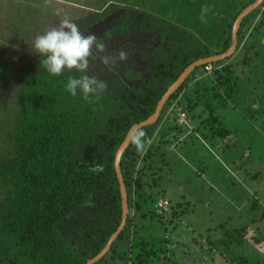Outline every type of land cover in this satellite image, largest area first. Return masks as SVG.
Segmentation results:
<instances>
[{"label": "trees", "instance_id": "16d2710c", "mask_svg": "<svg viewBox=\"0 0 264 264\" xmlns=\"http://www.w3.org/2000/svg\"><path fill=\"white\" fill-rule=\"evenodd\" d=\"M254 1L229 0L225 2L223 17L209 16L203 22L199 19V8L207 3L205 0H172V15L179 11V16L181 13L185 16L179 22L187 28L189 25L195 28L193 33L181 29L179 34L171 36V39L183 38L184 46L177 44L176 58L168 67L161 65L159 73L167 78H158L164 81L158 91L152 87L141 90L133 101L117 98L111 88L87 100L79 90L72 96L66 88L70 75L37 72L24 80L18 91L20 107L9 131L6 157H2L0 151V264H84L103 249L121 221L119 184L113 167L118 146L133 124L154 112L162 94L185 67L195 60L222 53L230 46L233 21ZM258 12L259 8L241 22L236 48ZM233 55L206 65L216 71ZM206 65L194 69L168 99L158 120L139 129L133 139L143 132L144 146L150 142L168 109L179 101L190 76L200 68L205 73ZM229 70L222 67L216 71L217 85L224 82ZM8 73L7 69L0 68V82ZM204 107L209 111L207 105ZM216 121L217 117L210 113L202 124L210 134L221 135L225 129L217 131ZM133 139L122 154L121 173L129 208L134 207L141 216H148L150 212L143 208L148 196L143 192L141 177L135 176V172L140 159L149 156L150 148L142 155ZM137 172L141 175L142 170ZM132 194L136 196L135 201H132ZM131 220V217L127 219L109 252L95 264L102 263L108 255L114 264L124 260L126 256L119 254L118 246L114 245L118 240L126 242L129 239ZM68 224L73 225L72 230ZM77 233L82 237L80 242L75 239ZM248 234L247 228L225 229V238L213 246L219 250L224 248L223 251L244 248ZM255 241L259 243L261 238ZM137 247L129 257L132 264H153L159 259L156 247L148 249L145 243ZM235 258L238 259H231V263L246 262L243 254Z\"/></svg>", "mask_w": 264, "mask_h": 264}, {"label": "rangeland", "instance_id": "374dc122", "mask_svg": "<svg viewBox=\"0 0 264 264\" xmlns=\"http://www.w3.org/2000/svg\"><path fill=\"white\" fill-rule=\"evenodd\" d=\"M64 1L82 0H9L8 18L3 13L0 19L9 24L12 21L9 16L16 15L20 22L17 21L13 28L8 25L6 28L0 20V60L20 68L26 62L41 58L32 51L37 35L44 34L64 18L76 20L88 13ZM2 2L7 0H0V13L2 9L6 11ZM207 11L202 9L201 14ZM179 15L177 11L168 18L174 26L172 30L186 29L193 33L195 25L188 28L182 25L179 21L185 16ZM26 17L27 21L21 20ZM243 36L241 46L247 45L217 68L231 70L224 82L217 85L214 80L217 70L203 74L200 68L190 76L179 97L181 100L171 105L173 108L167 113L172 114L176 107L183 108L186 114L180 123L183 125L176 128L175 119H171L170 125L161 126L141 150L145 155L150 148L149 156L142 157L137 164L136 172L142 170L141 175L135 172V176L138 174L142 179L143 192L148 196L143 208L150 214L141 216L134 207L131 208L129 239L126 242L118 240L114 245L118 246L119 254L126 256L123 261L116 257L119 264H132L129 257L141 243L148 249L156 247L159 259L153 264H233L231 259L237 260L235 257L242 254L246 256L245 264H264V6ZM14 45H19V50H15ZM6 46L10 47L7 49ZM10 86L8 92L6 89L0 93L3 123L0 141L3 143L8 141L6 133L17 109L16 103L11 102L15 86L13 83ZM217 93L219 96L214 97ZM205 104L209 113L217 117L214 128L226 130L217 136L225 135L227 130L232 134V139L227 141L229 146L225 148L227 154L231 153L227 157L217 152L220 146L211 144L212 138L217 137L211 136L207 127H203L202 119L208 114L201 112ZM192 105L193 108L197 106L193 109ZM209 143L210 151L205 147ZM164 145H172L170 150L175 152L169 151L167 155ZM133 195L132 201H135ZM158 202L162 207L157 205ZM67 226L73 229L72 224ZM238 228H247L249 233L244 248H233L232 251L225 248L223 251L224 248L219 250L213 246L225 238V229ZM257 238H261V242L257 243ZM75 239L80 242L82 237L77 233ZM110 256L100 264H114Z\"/></svg>", "mask_w": 264, "mask_h": 264}, {"label": "flooded vegetation", "instance_id": "af4514ba", "mask_svg": "<svg viewBox=\"0 0 264 264\" xmlns=\"http://www.w3.org/2000/svg\"><path fill=\"white\" fill-rule=\"evenodd\" d=\"M8 1L1 4L2 8L6 10L2 9L1 18L3 13L7 16L10 10ZM228 1L212 0L210 3L206 1V4L200 5L199 19L204 21L209 16L223 17L225 2ZM64 3L67 5L74 4L88 12L83 18L72 19V21L78 25L83 34H95L97 37V47L93 50V56L90 58L89 69L86 74L105 83L106 87L101 92L102 94L111 88L110 91L117 98L133 101L141 90L152 87L158 91L161 88L164 81L158 78H167V76L159 73L161 65L164 68L168 67L176 58V45L184 46L183 38L171 39V36L177 32L172 30L174 26L170 24L172 22L168 19L173 12L172 0H82L78 2L64 1ZM3 5L6 6L3 7ZM44 8L42 9L44 10ZM202 9L208 11L201 14ZM27 17L21 20L27 21ZM110 17L112 19L107 22ZM9 18L12 19L9 24L7 20L0 19L5 23L6 28L7 25L11 28L15 27L16 22L20 20L19 16L16 15H11ZM177 33L179 34V32ZM19 45H14L15 50L19 48ZM9 47L6 46L7 49ZM121 52L127 54V59L120 58ZM40 60L41 58L26 62L20 68L0 60V68L9 71L4 77L5 79L0 82V93L6 89L8 92L12 88L10 84L13 83L15 90L11 102L14 101L17 105L12 124L6 133L8 141L7 143L0 141L2 157H6L8 153L9 131L14 126L16 112L20 107L19 89L30 74L48 73L42 68ZM63 74L76 78L81 75L75 71H66ZM11 81L12 83H10ZM1 119L2 111L0 108V130L3 126Z\"/></svg>", "mask_w": 264, "mask_h": 264}, {"label": "clouds", "instance_id": "9594fccd", "mask_svg": "<svg viewBox=\"0 0 264 264\" xmlns=\"http://www.w3.org/2000/svg\"><path fill=\"white\" fill-rule=\"evenodd\" d=\"M95 34H83L78 25L69 18L62 19L42 35H37L33 43V50L41 57L42 68L50 75L60 76L64 72L81 73L79 78L67 77L66 88L70 95L76 96L79 90L85 100L90 96H99L106 85L103 81L86 73L93 50L97 47ZM121 59H127V54L120 53ZM140 132L133 144L137 150H142L144 143Z\"/></svg>", "mask_w": 264, "mask_h": 264}, {"label": "water", "instance_id": "95a60500", "mask_svg": "<svg viewBox=\"0 0 264 264\" xmlns=\"http://www.w3.org/2000/svg\"><path fill=\"white\" fill-rule=\"evenodd\" d=\"M264 6V0H255L253 3L246 6L235 18L233 21L232 27H231V43L230 46L219 54H214L210 57L201 58L198 60H195L194 62L190 63L187 67L184 68V70L181 72V74L176 78L175 81H173L165 90V92L162 94L160 99L158 100L156 104V108L154 112L147 117L145 120L140 121L138 123L133 124L130 129L128 130L127 134L125 135L124 139L118 146L115 154H114V161H113V167L115 170V174L117 177V181L119 184V194L121 198V221L116 230L110 235L108 241L106 242L103 249L97 253L94 257L88 259L84 264H95L96 262L100 261L107 252H109L112 244L116 241L119 234L123 231L127 219L130 218L132 211L128 206V195H127V189L124 182L123 175L121 173V167H120V161L122 154L124 151L129 147L133 137L135 136L136 132L146 126L153 125L159 118L160 113L164 107V105L167 103L168 99L173 95L176 90L185 82V80L189 77V75L194 71L195 68L206 65V64H212L219 61H223L229 57H231L237 46V38H238V31L241 25V22L243 19L251 12L259 8V10Z\"/></svg>", "mask_w": 264, "mask_h": 264}, {"label": "crops", "instance_id": "0c3cea01", "mask_svg": "<svg viewBox=\"0 0 264 264\" xmlns=\"http://www.w3.org/2000/svg\"><path fill=\"white\" fill-rule=\"evenodd\" d=\"M252 23V22H251ZM243 34H244V32H243ZM243 35H242V37H241V39H240V43H239V46H238V48H236V50H235V52H234V55L233 56H235V55H237V53H239V51L241 50V47L242 46H245V45H247L246 43L245 44H242V46H241V43H242V39H243ZM237 43H238V38H237ZM237 47V46H236ZM262 47H264V44H263V46ZM245 48V47H244ZM245 58H249V60L251 59L250 58V56L248 57V56H244ZM204 73V72H203ZM207 73H210V71L209 72H205L204 74H207ZM201 76V75H200ZM200 76H197L196 78H200ZM180 97H181V95H180ZM179 100V99H178ZM181 100V99H180ZM179 100V101H180ZM174 103H176V102H174ZM193 104V103H192ZM174 105H176V104H174ZM180 105V104H179ZM172 108H173V106H171ZM171 107H170V109H168V111H171ZM178 110H181L182 112H184L183 111V108H181V107H176V110H175V114L172 112V114H173V116H172V114H170V116H169V114H167L168 113V111H167V113L164 115L165 117L163 118V120H162V124H161V126L162 127H167L168 125H170V120L171 119H175V125L174 126H176L177 124L178 125H180V126H182L180 123L182 122V119L179 117V112H178ZM201 112H206V113H208L207 114V117H208V115L210 114L209 113V111L208 110H205V107L201 110ZM167 115V116H166ZM169 116V117H168ZM205 119V118H204ZM204 119H202V120H204ZM186 122V121H185ZM160 126V127H161ZM173 126V125H172ZM188 127H189V125H188ZM194 131H196V129L194 130ZM202 132V131H201ZM225 132H226V130H225ZM203 133V132H202ZM210 134V133H209ZM234 134V133H233ZM173 135V134H172ZM211 136H213L212 134H210ZM231 135L232 134H230V132H228V130H227V133L225 134V135H222L221 137L220 136H217V135H214V136H216L217 138H215V139H213L212 138V140H213V142L211 143V144H214V145H218V146H220V150H219V148H217L216 150H217V152H220L222 155H226V157L227 156H229V155H231V153H229V154H227V150L225 149V148H227L229 145L227 144V141H230V139H232L231 138ZM171 135H169L168 137H170ZM203 136V138H206L205 137V135H202ZM225 136V139H223V137ZM234 136V135H233ZM229 138V139H228ZM199 139V138H198ZM219 139H221V140H219ZM226 140V142H224ZM199 141H201V139L199 140ZM232 141V140H231ZM223 142V143H222ZM173 145V144H172ZM172 145H168V146H166V145H164L163 147H166V148H164V150H165V152L167 153V155H168V153H169V151L170 152H175V150H170V149H172L171 148V146ZM174 146V145H173ZM205 147H207V149L210 151V148H212V146L210 145V143L209 144H206V146ZM247 148H248V146H247ZM178 155L177 156H179L180 154H179V152H176ZM224 153V154H223ZM220 155V154H219ZM168 159H169V157H168ZM182 159V158H181ZM171 161V160H170ZM171 163H173V162H171ZM220 185V184H219Z\"/></svg>", "mask_w": 264, "mask_h": 264}, {"label": "built area", "instance_id": "2783aa9c", "mask_svg": "<svg viewBox=\"0 0 264 264\" xmlns=\"http://www.w3.org/2000/svg\"><path fill=\"white\" fill-rule=\"evenodd\" d=\"M204 70L207 71V72L211 71V70H212L211 65H206V66L204 67ZM178 112H179V117H180L181 119L186 118V114H185V112H182L181 110H178ZM164 203L166 204V202H164ZM157 205H158L159 207H162V204H161L160 202H158Z\"/></svg>", "mask_w": 264, "mask_h": 264}]
</instances>
